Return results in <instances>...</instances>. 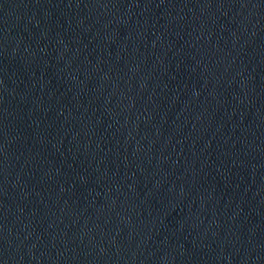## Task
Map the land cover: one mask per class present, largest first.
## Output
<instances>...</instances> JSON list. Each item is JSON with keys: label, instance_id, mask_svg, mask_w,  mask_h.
Wrapping results in <instances>:
<instances>
[{"label": "water", "instance_id": "95a60500", "mask_svg": "<svg viewBox=\"0 0 264 264\" xmlns=\"http://www.w3.org/2000/svg\"><path fill=\"white\" fill-rule=\"evenodd\" d=\"M0 264H264V0H0Z\"/></svg>", "mask_w": 264, "mask_h": 264}]
</instances>
